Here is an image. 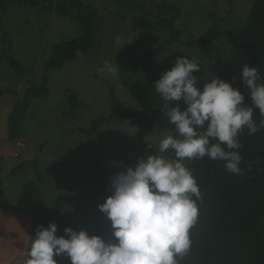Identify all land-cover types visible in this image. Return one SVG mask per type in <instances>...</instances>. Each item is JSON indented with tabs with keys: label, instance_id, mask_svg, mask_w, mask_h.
Returning a JSON list of instances; mask_svg holds the SVG:
<instances>
[{
	"label": "rangeland",
	"instance_id": "1",
	"mask_svg": "<svg viewBox=\"0 0 264 264\" xmlns=\"http://www.w3.org/2000/svg\"><path fill=\"white\" fill-rule=\"evenodd\" d=\"M137 1L143 5L142 9H120L115 0L81 2L79 10L93 13L97 20V47L87 55L79 52L61 69L47 73V95L30 98L23 137L18 139L24 145L20 150L15 149L16 140L10 142L7 137V119L17 98L9 94L0 97V264H23L34 231L41 225L31 216V208L16 207L23 185L36 183V170L44 178L37 184L43 208H51L56 197L68 194L63 210L70 227L107 239L111 235L107 218L102 231L96 233L103 215L97 208L104 202L102 184L115 173L133 167L138 157L163 155L143 149L142 143L158 147L169 134L177 135L174 126L167 121L163 111L166 101L155 91L151 73L130 70L133 63L168 36L164 32L134 30L131 18L154 22L160 4L174 5L180 11L175 25L182 33L180 40L186 41L203 36L212 24L210 15L223 18L221 31H238L254 3V0ZM2 25L13 44L12 54L23 64L27 78H17L10 67L0 64V88H12L18 96L28 83H40L42 67L52 46L74 39L79 29L75 22L57 15L54 4L47 2L35 9L9 6ZM3 48L0 42V52ZM230 50L231 44L224 38L210 43L205 50L174 44L164 48L155 59L154 68L161 74L174 66L177 56H185L200 65V70L193 73L198 78L196 86L199 88L216 77ZM106 64H116L117 73L99 71ZM112 93L124 108L149 117L160 101L153 132L142 142L136 137L137 126L133 120L108 119ZM72 94L78 97L81 108L75 115H65L67 97ZM177 103L183 110L185 105L181 101L169 102V107ZM99 118L106 121L88 135L86 131ZM22 163L29 165L11 176V170ZM57 235H63V230H58ZM54 259L57 264H70L67 256Z\"/></svg>",
	"mask_w": 264,
	"mask_h": 264
},
{
	"label": "trees",
	"instance_id": "2",
	"mask_svg": "<svg viewBox=\"0 0 264 264\" xmlns=\"http://www.w3.org/2000/svg\"><path fill=\"white\" fill-rule=\"evenodd\" d=\"M82 1L0 0V42L4 46L0 52V64L4 63L10 67L14 75L21 80L27 78V71L19 59L12 54L13 44L2 25L9 6L35 9L45 2L48 5L54 4L57 15L75 22L79 27L78 35L74 39L52 46L49 57L44 61L43 74L38 85L28 83L20 96L12 88H0V97L3 94H9L17 98L7 119V137L10 142L23 137V123L30 107V98H44L47 95V73L51 70L61 69L68 61L74 60L79 52L87 55L97 47V20L93 13L79 10L82 8ZM115 4L120 9L143 8V5L137 0H115ZM157 13L158 18L154 22L136 17H132L130 20L134 30L152 33L164 32L168 36L153 50L133 63L130 70L133 73L140 71L151 73L153 85L160 78L158 70L154 68L155 59L165 47L179 44L186 48L205 50L210 43L224 38L231 44V50L216 77L229 82L243 93L244 105L253 107L252 118L258 126V130L253 134H249L247 127L238 133L237 139L241 147L232 151H237L242 157L239 165L240 173L233 174L227 171L224 161L212 160L207 156L202 159H187L184 163L196 179L201 196L196 200L197 222L189 232L192 244L189 253L180 260V264H264V127L260 126V121L264 120V116L260 114L258 108L253 106L250 90L240 82L242 67L248 64L258 70L261 79L257 83L264 84V0H254L248 16L238 31H221L220 25L223 18H215L210 15L212 24L203 36L198 39L191 37L186 41L180 40L182 33L175 25L180 15L176 6L162 3L157 7ZM203 85H200L198 89H202ZM80 108L81 102L78 97L74 94L69 95L64 114L75 115ZM109 108V120L122 118L131 119L136 123V137L142 142L153 132L160 101L156 103L150 117L138 111L124 108L113 93L110 97ZM105 121L104 118L97 119L86 133L92 135ZM169 135L176 136L175 134ZM211 142L215 143L216 141ZM141 147L160 153L159 146L154 147L151 144L142 143ZM222 147L226 148L225 145ZM161 154L169 159H175L174 154L169 150ZM28 165L29 163L20 164L11 170L10 175L13 176ZM34 165L36 164L34 163ZM35 172L36 183L27 182L23 185L16 201V207L18 209L31 208V216L43 226H47L50 221H55L58 230L70 227L63 210L69 195H60L54 199L51 208H43L37 184L42 183L44 178L39 171ZM109 180L110 177L102 184L104 200L109 195V192L106 191ZM105 219L103 214L96 233L102 231Z\"/></svg>",
	"mask_w": 264,
	"mask_h": 264
},
{
	"label": "clouds",
	"instance_id": "3",
	"mask_svg": "<svg viewBox=\"0 0 264 264\" xmlns=\"http://www.w3.org/2000/svg\"><path fill=\"white\" fill-rule=\"evenodd\" d=\"M118 69L106 64L99 71L115 75ZM199 70L196 61L180 55L154 82L155 91L166 101L167 121L177 134L163 138L159 152L172 150L175 159L156 154L138 157L133 167L110 177L106 191L111 194L97 208L110 221L111 235L105 239L65 227L58 236L56 222L50 221L47 227L35 229L23 264H57L54 257L61 256H67L70 264H180L192 244L189 232L197 222L196 200L201 196L184 161L207 156L224 161L227 171L238 174L242 157L232 151L241 147L238 133L244 127L249 134L258 130L253 107L244 105L243 93L214 76L198 89L193 73ZM259 79L255 67H242L240 82L264 116V84H258ZM172 101H182L185 107L181 110L179 103L169 107ZM260 126L264 127V120Z\"/></svg>",
	"mask_w": 264,
	"mask_h": 264
},
{
	"label": "built area",
	"instance_id": "4",
	"mask_svg": "<svg viewBox=\"0 0 264 264\" xmlns=\"http://www.w3.org/2000/svg\"><path fill=\"white\" fill-rule=\"evenodd\" d=\"M23 143L20 141V140H16L15 141V149L16 150H20V149H22L23 148Z\"/></svg>",
	"mask_w": 264,
	"mask_h": 264
}]
</instances>
